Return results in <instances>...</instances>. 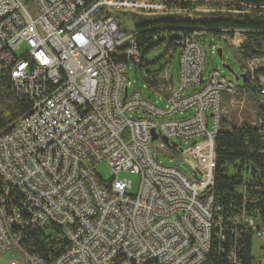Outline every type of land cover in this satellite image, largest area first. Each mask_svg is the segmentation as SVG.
<instances>
[{
    "label": "built area",
    "instance_id": "built-area-1",
    "mask_svg": "<svg viewBox=\"0 0 264 264\" xmlns=\"http://www.w3.org/2000/svg\"><path fill=\"white\" fill-rule=\"evenodd\" d=\"M113 11L190 17L164 0H0V74L7 72L16 98L31 102L0 133V253L9 264H243L236 239L244 227L251 230L248 263L264 264V219L223 215L211 191L221 96L236 87L217 68L205 71L200 39L180 35L178 79L165 67L164 90L143 83L157 98L129 91L138 32L121 29L106 15ZM220 38L239 48L244 35ZM22 42L28 49L17 56ZM263 67L243 66L264 106V74L254 75ZM255 123L264 125L262 115ZM178 140L192 143L183 150ZM153 147L183 151L200 177L162 164ZM100 161L110 167L108 180L94 170ZM120 172L139 175L135 194ZM50 224L67 241L56 257L21 247L28 229Z\"/></svg>",
    "mask_w": 264,
    "mask_h": 264
},
{
    "label": "trees",
    "instance_id": "trees-1",
    "mask_svg": "<svg viewBox=\"0 0 264 264\" xmlns=\"http://www.w3.org/2000/svg\"><path fill=\"white\" fill-rule=\"evenodd\" d=\"M190 1L192 0H164L176 8L188 9ZM225 1H228L226 6L232 5L231 7H234L232 10L241 18L228 17L225 15L227 10L222 8L215 9V12L219 13L216 17L192 18L172 15L144 17L143 21L134 25L138 32L137 49L140 55V61L136 63L138 67L150 64L145 61V56L157 46L164 45L163 54L169 53L171 57L174 50H178L174 44L175 38L180 35L196 36L203 32L212 33L220 38L223 33L232 36L235 30H239L244 35L242 44L237 48L241 58L247 61L253 57H261L264 53V13L260 12L257 6L264 5V0ZM236 1L239 3H234ZM245 10L249 11L244 12ZM164 32L166 35L159 37L160 33ZM156 60L158 59L154 62ZM164 68L146 70L142 75L143 81L148 86L167 84L166 81L158 79ZM259 74H264V67L254 70V75ZM10 82L7 72L0 74V133L5 132L31 107L29 100L16 98L11 93ZM236 90L239 88L236 87ZM240 90L253 95L256 99L257 115H262L264 119V106L258 103L260 86L256 80L251 79L249 72L245 71ZM212 178L213 200L220 206L223 215L244 212L253 218L264 219V125L248 121L236 123L220 116L219 130L214 137ZM240 229L241 232L236 239L240 248L239 255L243 264H249L251 230L244 227ZM20 245L28 253L50 260L66 247L67 241L61 229L50 224L38 230L28 229L20 238ZM147 264L158 263L153 261Z\"/></svg>",
    "mask_w": 264,
    "mask_h": 264
},
{
    "label": "rangeland",
    "instance_id": "rangeland-1",
    "mask_svg": "<svg viewBox=\"0 0 264 264\" xmlns=\"http://www.w3.org/2000/svg\"><path fill=\"white\" fill-rule=\"evenodd\" d=\"M228 1L225 0H192L188 3L189 9L188 12L190 17L192 18H204V17H216L219 16V13L215 12V9H226L228 17L231 18H241L238 17V14H235L234 7L226 6ZM231 3V2H229ZM233 4V3H231ZM228 5V4H227ZM187 12V13H188ZM193 14H198L200 17H195ZM106 15L113 17V19L118 23L121 29L126 30L127 32L134 30V25L138 22L144 20L143 16H138L133 13L113 11L109 12ZM172 16L177 17H187V15L182 14H174ZM166 33H160L159 37H163ZM200 39L206 49V58H205V71H210L213 69H218L221 73L226 77L228 81H231L236 87L239 88L233 94L228 95V93H223L221 96V116L225 117L228 120H233L236 123L241 121H248L250 123H254L257 119V107H256V99L250 92L246 91L243 93L240 90V86H242V80L239 78L235 79V75L244 73L245 69L243 66L249 70H253L252 67L257 66V64H264V56L259 60H252L251 63L243 60L238 53L237 47L224 42L221 38L217 37L212 33H206L204 36H200ZM222 49V59H219L216 49ZM164 45L157 46L152 51H150L145 56V61L150 64L144 67H138V64H129L126 68L127 81L130 83L129 91L133 89L141 90L145 95L151 96V98H157L158 95L156 93L151 92L148 88L143 87V78L142 75L146 70H153L157 68L167 67L169 66V70L172 73V82H175L178 79L179 75V66L177 60L178 50H174L172 56L169 57L168 54H163ZM27 44L25 42L20 43L19 47L15 50L17 56H20L27 50ZM162 55V56H161ZM155 59H158L154 62ZM227 63L233 70V73L229 72L225 69L222 64ZM243 70V71H242ZM158 79H161L158 76ZM162 80V79H161ZM161 89H165L167 85L165 83L159 85ZM158 85L157 87L160 88ZM180 115H174V117H178ZM210 125V124H209ZM192 141H183L178 140V144L180 147L185 150L189 147ZM153 156L160 161L164 165L173 166L178 168L182 173L187 176H196L200 177V174H197L195 171L193 161L187 157L183 151H174L173 149H161L158 147L152 148ZM95 172L103 179L108 180L112 176L110 171V167L106 161H100L94 164ZM119 178H126L131 182V188L128 189L129 194H135L137 192V188L139 185L140 177L138 174L130 173V172H120L118 174ZM257 240H253L252 253H257Z\"/></svg>",
    "mask_w": 264,
    "mask_h": 264
},
{
    "label": "water",
    "instance_id": "water-1",
    "mask_svg": "<svg viewBox=\"0 0 264 264\" xmlns=\"http://www.w3.org/2000/svg\"><path fill=\"white\" fill-rule=\"evenodd\" d=\"M205 34H206V32H203V33H201V34H197L196 37L199 38L200 36H204ZM216 53H217L219 59H222V49H221L220 47L216 49ZM222 66H223L225 69H227L229 72L233 73V70H232V68L230 67L229 64H227V63H223ZM244 77H245V74H244V73H241V74H238V75L236 74V75H235V79H236V80H238V79L240 78L242 81H244ZM156 137H157V135H156L154 132H152V139H156ZM163 140H164L166 143H168L166 137H163ZM172 145H173V146H176V143H172Z\"/></svg>",
    "mask_w": 264,
    "mask_h": 264
},
{
    "label": "crops",
    "instance_id": "crops-1",
    "mask_svg": "<svg viewBox=\"0 0 264 264\" xmlns=\"http://www.w3.org/2000/svg\"><path fill=\"white\" fill-rule=\"evenodd\" d=\"M10 255L8 253H0V264H9Z\"/></svg>",
    "mask_w": 264,
    "mask_h": 264
}]
</instances>
